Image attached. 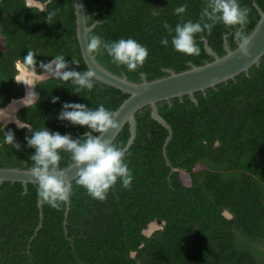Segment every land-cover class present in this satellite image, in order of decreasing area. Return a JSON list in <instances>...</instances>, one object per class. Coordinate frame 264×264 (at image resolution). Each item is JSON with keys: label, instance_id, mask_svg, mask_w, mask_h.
Segmentation results:
<instances>
[{"label": "trees", "instance_id": "1", "mask_svg": "<svg viewBox=\"0 0 264 264\" xmlns=\"http://www.w3.org/2000/svg\"><path fill=\"white\" fill-rule=\"evenodd\" d=\"M26 1L0 0L5 44L0 48V110L25 94V85L17 83L16 76L17 64L25 66L28 51L35 53L36 74L45 71L39 67L41 61L47 63L57 55L64 56L68 70L87 69L76 39L73 0H36L42 7ZM238 3L249 9L245 29L249 33L259 18L254 3L264 9V0ZM184 4L188 8L183 17L174 14ZM203 6L204 0H85L88 24L98 21L88 36L99 35L106 42L131 38L149 52L144 66L135 72L113 64L107 53L97 54V60L138 81L141 72L153 79L164 75V68L180 71L189 62L211 59L204 39L218 54L223 53L224 35L234 47L233 30L218 23L211 33L196 35L199 56L174 49L164 22L173 29L188 20L199 22ZM165 37L167 46L161 44ZM35 84L37 104L21 107L17 119L33 131L45 128L73 139L88 129L60 121L63 104L79 103L93 110L103 104L115 110L128 96L97 79L91 92L80 93H74L76 86L70 81L53 76ZM194 96L196 102L184 95L157 104L172 129L166 157L176 170L170 172L162 153L168 130L150 117L146 106L136 114V136L127 149L131 189L117 182L101 202L73 180L65 225V205L57 210L42 204L41 228L30 239L39 222L37 184H28L23 193L21 183L3 182L0 264H264V55L248 73ZM54 97L59 98L55 103ZM9 130L21 145L19 151L4 143ZM31 135L15 122L0 121V167L33 165L30 156L35 149L25 139ZM128 137L125 125L113 143L125 146ZM60 155L64 167L70 154ZM153 220L162 227L145 235L142 231Z\"/></svg>", "mask_w": 264, "mask_h": 264}, {"label": "clouds", "instance_id": "2", "mask_svg": "<svg viewBox=\"0 0 264 264\" xmlns=\"http://www.w3.org/2000/svg\"><path fill=\"white\" fill-rule=\"evenodd\" d=\"M29 5L36 4L29 3ZM38 6L40 7V5ZM187 8V4L181 5L175 8L174 14L183 17ZM153 15H157V13L154 12ZM248 17L249 9L242 8L238 0H204L199 22L194 23L188 20L177 23L173 29L165 21L163 26L171 36L172 46L177 52L188 56H199L201 49L197 45L196 35L205 31L211 33L216 24L222 23L233 30V36L238 42L237 50L241 56L249 57L251 55L249 46L254 33L245 31L246 25L249 23ZM168 43L169 40L166 37L161 40L163 46H167ZM87 53L89 55L107 53L113 64L126 66L128 71L132 72L142 68L149 56L148 49L134 39L106 42L99 35L88 37ZM23 63L26 66L23 67L30 70L35 77L41 74L35 73L37 61L34 52L28 51L24 56ZM73 63L78 65L74 61ZM20 65L17 64L18 73ZM39 67L57 79L64 82L70 81L76 86L74 93H80L85 89L91 92L96 84V73L91 68L83 72H78L75 69L68 70L69 64L63 55H57L47 63L41 61ZM139 75L143 78L144 73L141 72ZM16 82L25 84L29 89L25 87V94L22 97H25L23 100L26 103H22L19 109L37 104L39 96L37 91L33 90L36 84L31 80H20L19 78L16 79ZM58 99V97H54L52 102L55 103ZM4 109L5 107L0 111H4ZM118 116L119 111L108 110L103 104L94 110L79 103L63 104L58 119L88 129L81 138L76 139H73L70 134L61 135L59 132L53 133L45 128L33 131L30 125L21 123L15 115L12 117L18 127L27 128L32 133L31 137H25L27 146L35 149V152L30 156L33 165L27 169L26 175L34 182H38V205L48 204L53 209L59 210L62 205L71 203L73 185L72 181L68 179L66 169L60 166L61 152L70 154L71 168L77 169L75 183L84 188L92 198L101 202L106 201L108 193L117 182H120L124 189H131L133 174L126 162L127 147L117 146L111 140L104 138L105 133L120 127ZM12 120L8 118L6 122H14ZM4 143L18 151L21 149L20 143L16 142L15 135L11 130L5 132Z\"/></svg>", "mask_w": 264, "mask_h": 264}, {"label": "water", "instance_id": "3", "mask_svg": "<svg viewBox=\"0 0 264 264\" xmlns=\"http://www.w3.org/2000/svg\"><path fill=\"white\" fill-rule=\"evenodd\" d=\"M30 4L40 5L39 2L34 0L29 1ZM256 7L259 18L249 33H254V36L250 43L249 57H242L240 52L237 50V41L234 40V47H230L227 40V36H223V53L218 54L204 39V50L211 57V59L204 60L201 64H194L192 62L187 63V68L175 71L172 68H164L165 74L153 79H148L144 73L143 78L138 81L131 80L127 77L125 73L116 74L104 65H102L97 60V54L89 55L87 53V39L89 32L98 24V21H93L88 24V19L86 17L85 0H73L74 8V21H75V32L76 39L78 42L81 57L86 65V68H91L95 73L97 80L100 82L111 86L113 88L119 89L121 92L126 93L128 96L117 106L115 111H119V116L117 118L120 123V127L117 130L110 131L104 134L105 139H109L112 142L120 133L125 125L128 126L129 137L125 146L127 149L133 143L136 131H137V119L136 114L146 106L150 109V117L160 123L163 127L168 130V133L164 139L162 145V153L165 157V163L170 166V172L176 170L166 157V145L171 139L172 129L170 125L165 121V119L158 112V102L166 101L170 103L171 99L179 98L182 99L184 95H187L190 100L196 102L194 96L195 92L205 93L207 88H214L218 83L226 82L228 80L234 79L236 75L241 72L248 73L249 68L254 64H259L261 57L264 55V9H261L257 4L254 3ZM52 75L46 71L36 76L38 80L51 77ZM28 92V90H26ZM25 97L12 100L7 107L14 103H19L24 101ZM22 106L19 105L18 107ZM5 107V108H7ZM16 107V106H15ZM3 111H0V115ZM3 125L7 122L1 120ZM93 135H96L93 133ZM66 169V174L68 179L73 181L77 177V169L71 168V161L64 167ZM28 168L19 167H0V186L3 182H19L22 185L23 193L27 191L28 184H37L26 175ZM38 216L39 222L34 230V233L30 239L34 237L37 231L41 228L43 219L42 204L38 205ZM69 210V205H65L63 224H66V217ZM229 214H227L228 216ZM154 222H149L148 227L142 232L145 235H150L154 230L148 229L150 224ZM158 229V228H157Z\"/></svg>", "mask_w": 264, "mask_h": 264}, {"label": "rangeland", "instance_id": "4", "mask_svg": "<svg viewBox=\"0 0 264 264\" xmlns=\"http://www.w3.org/2000/svg\"><path fill=\"white\" fill-rule=\"evenodd\" d=\"M40 7H42L41 5H40ZM5 47V44L3 43V40H2V38L0 37V48H4ZM20 64V63H19ZM19 68H20V71H19V73H18V75H17V77L20 79V80H31L33 83L35 82V81H37L38 79L34 76V74L30 71V70H28V69H26L25 67H23V65H20L19 66ZM25 85V84H24ZM25 87L28 89V87L25 85ZM29 90V89H28ZM21 105V104H20ZM19 106V105H18ZM18 106H16L15 108H14V110L10 113L11 114V116H9V119L10 120H12V117L15 115V113H16V111L19 109V107ZM6 109V108H5ZM4 109V110H5ZM3 111V110H2ZM1 120H2V118H1ZM12 121H14L15 122V120H12ZM152 226H153V224L151 225V227L150 228H148V229H152Z\"/></svg>", "mask_w": 264, "mask_h": 264}, {"label": "bare ground", "instance_id": "5", "mask_svg": "<svg viewBox=\"0 0 264 264\" xmlns=\"http://www.w3.org/2000/svg\"><path fill=\"white\" fill-rule=\"evenodd\" d=\"M30 1V0H27ZM23 102H19V103H14L12 105H10L8 108H6L3 113H1L0 117L2 118L3 121H6L9 116L11 115L10 113L14 110L15 106L20 105ZM152 224H150L149 228L151 227Z\"/></svg>", "mask_w": 264, "mask_h": 264}, {"label": "flooded vegetation", "instance_id": "6", "mask_svg": "<svg viewBox=\"0 0 264 264\" xmlns=\"http://www.w3.org/2000/svg\"><path fill=\"white\" fill-rule=\"evenodd\" d=\"M26 1V0H25ZM34 1H36V0H34ZM36 2H39V1H36ZM26 3L29 5V1H26ZM40 3V5L42 6V3L41 2H39ZM0 37L2 38V40H3V37H2V35L0 34ZM234 38V37H233ZM234 41V40H233ZM223 46V45H222ZM16 78L18 79V77L16 76ZM36 82V81H35ZM34 82V83H35ZM34 91H35V88L33 89ZM15 116H16V114H15ZM17 118V117H16ZM155 221V223L153 224V229H157V228H161L162 227V223L161 222H158V221H156V220H153V221H151V222H154ZM147 227H148V225H147ZM146 227V228H147Z\"/></svg>", "mask_w": 264, "mask_h": 264}]
</instances>
